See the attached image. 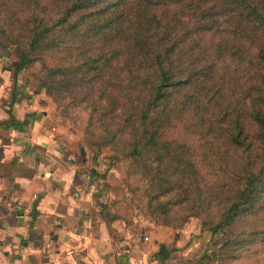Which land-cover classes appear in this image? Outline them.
<instances>
[{"label": "trees", "instance_id": "trees-1", "mask_svg": "<svg viewBox=\"0 0 264 264\" xmlns=\"http://www.w3.org/2000/svg\"><path fill=\"white\" fill-rule=\"evenodd\" d=\"M3 51L14 92L32 70L157 226L223 239L198 264H264V0H0Z\"/></svg>", "mask_w": 264, "mask_h": 264}, {"label": "crops", "instance_id": "crops-1", "mask_svg": "<svg viewBox=\"0 0 264 264\" xmlns=\"http://www.w3.org/2000/svg\"><path fill=\"white\" fill-rule=\"evenodd\" d=\"M1 55L0 124L10 126L0 127V264H159L161 245L169 264H189L192 223L157 226L134 205L109 227L105 165L61 127L42 92L22 79L14 92L11 54Z\"/></svg>", "mask_w": 264, "mask_h": 264}, {"label": "rangeland", "instance_id": "rangeland-1", "mask_svg": "<svg viewBox=\"0 0 264 264\" xmlns=\"http://www.w3.org/2000/svg\"><path fill=\"white\" fill-rule=\"evenodd\" d=\"M13 61L14 57L11 54V63ZM21 79L28 81V84L31 86L32 89L38 90L39 83L35 80L34 76L32 75V70H26L22 74ZM42 93L45 95L44 97L48 99V104L50 105L49 110L54 114L55 118L58 119V122L60 123L61 127L65 130H73L77 132L82 137V139L85 140V147L89 149V152L91 155L94 156V159L101 160V164L105 165L104 170H108L107 180L103 184V192L114 196V198L110 199L109 202L107 201L108 204H112V202H115L117 206H120L119 209L123 210V212H126L127 214L133 213L134 205H138L140 210L144 211V203L139 198L136 183L126 178L125 171L121 165L111 164L110 161H108L109 158L114 156V152L111 150H104L103 153H99L98 149L94 145H92L91 137L85 134L82 129V124L84 123V121H78L80 125L74 123L69 116L65 115L64 109L58 107L53 98L49 97L44 91H42ZM78 93L79 95L77 96L79 98H84L83 93H81V91H79ZM62 97H65L66 99L64 103H69L70 101H73V96L69 93L63 94ZM74 118L76 119L77 116H74ZM167 136L171 139L189 142L195 148V150L198 151L197 142H195L194 139L186 137L181 131V129H173L169 131ZM191 223L193 224V227L196 228V233L192 235L191 238V251H194V254L190 256L189 264H198V262L202 260L204 254H210L212 252V248L221 244L223 239L220 237L211 238L207 234H202L201 222L199 220H192L189 224ZM191 251L189 253H191ZM206 262L207 260H204V263ZM215 264L229 263L219 262ZM231 264H237V262Z\"/></svg>", "mask_w": 264, "mask_h": 264}, {"label": "water", "instance_id": "water-1", "mask_svg": "<svg viewBox=\"0 0 264 264\" xmlns=\"http://www.w3.org/2000/svg\"><path fill=\"white\" fill-rule=\"evenodd\" d=\"M3 55L7 56V55H9V52L8 51H3ZM39 117H41V116H39Z\"/></svg>", "mask_w": 264, "mask_h": 264}]
</instances>
